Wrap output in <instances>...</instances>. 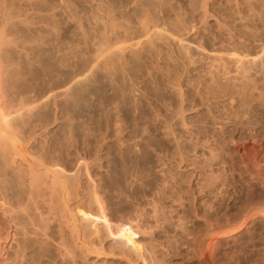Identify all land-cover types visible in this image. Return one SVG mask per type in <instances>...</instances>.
Masks as SVG:
<instances>
[{"label":"rangeland","instance_id":"374dc122","mask_svg":"<svg viewBox=\"0 0 264 264\" xmlns=\"http://www.w3.org/2000/svg\"><path fill=\"white\" fill-rule=\"evenodd\" d=\"M146 1L0 0L5 120L29 154L76 171L85 195L96 188L114 230L144 223L125 236L140 264L264 263V0ZM3 159L0 185L15 169ZM18 202L0 206V263L12 264L7 215L23 216ZM38 240L23 263L63 264Z\"/></svg>","mask_w":264,"mask_h":264},{"label":"bare ground","instance_id":"6f19581e","mask_svg":"<svg viewBox=\"0 0 264 264\" xmlns=\"http://www.w3.org/2000/svg\"><path fill=\"white\" fill-rule=\"evenodd\" d=\"M146 1V0H145ZM166 1V0H164ZM168 1V0H167ZM2 2V0H1ZM0 2V3H1ZM134 2V1H133ZM132 2V3H133ZM146 2H149V4H151L150 6H152V3H150L149 0H147ZM171 2V1H170ZM5 3V0H4ZM135 3V2H134ZM167 3V2H166ZM7 4V3H6ZM137 4V3H136ZM141 4V3H140ZM143 4V3H142ZM149 4L147 3V6H149ZM157 4V3H156ZM169 4V2H168ZM3 5V4H2ZM9 5V4H8ZM155 5V4H154ZM5 8V5H3ZM146 6V5H145ZM156 6V5H155ZM1 7V6H0ZM144 7V6H143ZM154 7V6H152ZM7 8V7H6ZM151 8V7H150ZM2 9V8H1ZM146 9V8H144ZM143 9V10H144ZM134 10V9H133ZM138 10V9H137ZM6 11V10H5ZM9 11V9H8ZM145 11V10H144ZM11 13V11H9ZM113 12V11H112ZM129 12V11H128ZM148 12V10L146 11ZM151 12V11H150ZM143 13V12H142ZM3 15V12L0 13ZM107 14V13H106ZM112 14V13H111ZM12 15V14H10ZM113 15V14H112ZM141 15V14H139ZM148 15V13H147ZM109 16V15H108ZM111 16V15H110ZM112 17V16H111ZM114 17V16H113ZM2 18V17H0ZM148 18V17H147ZM146 18V19H147ZM6 20V16L4 18ZM115 19V18H114ZM141 19V18H140ZM1 20V19H0ZM4 20V21H5ZM8 21V20H7ZM139 21V20H137ZM145 21V19H144ZM150 21V20H149ZM108 22V21H107ZM112 22V21H111ZM115 22V21H114ZM151 22V21H150ZM3 23V22H2ZM6 23V22H5ZM143 22H140L139 24H141ZM148 23V22H147ZM146 23V24H147ZM7 24V23H6ZM6 24H3L1 27L5 26ZM10 24V23H9ZM12 24V23H11ZM110 24V23H109ZM138 24V25H139ZM145 24V23H144ZM14 25V23L12 24ZM112 25V24H111ZM7 26V25H6ZM11 26V25H10ZM106 26V25H105ZM108 26V24H107ZM113 26V25H112ZM143 26L142 28L145 29L144 25H140ZM4 28V27H3ZM7 28H9L7 26ZM7 28H4L5 30ZM114 28V27H113ZM108 29V27H107ZM106 29V31H107ZM110 29V28H109ZM3 30V29H2ZM5 30H3V32H0V36L3 35L2 33H6ZM14 30V29H13ZM113 30V29H112ZM111 30V31H112ZM137 30V29H135ZM141 30V29H140ZM146 30V29H145ZM1 31V29H0ZM138 31V30H137ZM144 30L142 29L141 32H143ZM147 31V30H146ZM8 32V29H7ZM10 32V31H9ZM140 32V33H141ZM145 32V31H144ZM11 33V32H10ZM9 33V34H10ZM13 33V32H12ZM17 33V32H16ZM139 33V32H138ZM8 34V36L4 35L5 37H11ZM15 34V33H14ZM13 34V35H14ZM20 34V31H19ZM18 34V36H19ZM101 34V32H100ZM125 34V33H124ZM136 35V34H135ZM142 35V34H141ZM106 36V35H105ZM104 36V37H105ZM145 36V35H144ZM20 37V36H19ZM101 37V35H100ZM107 37V36H106ZM147 37V36H146ZM144 37V38H146ZM14 38V37H13ZM16 38V37H15ZM18 38V37H17ZM16 38V39H17ZM103 38V37H102ZM131 38V37H130ZM129 38V39H130ZM143 38V39H144ZM3 39H5L4 37H0V41L2 43ZM12 39V38H10ZM101 39V38H100ZM133 39V38H132ZM13 40V39H12ZM123 40V39H122ZM153 40V39H152ZM14 41V40H13ZM16 41V40H15ZM117 41V40H116ZM8 41H6L7 43ZM10 42V41H9ZM12 42V41H11ZM115 42V41H114ZM121 42V41H120ZM148 42V41H147ZM1 43V44H2ZM15 43V42H13ZM99 43V42H98ZM102 43V41H101ZM0 44V45H1ZM5 44V43H4ZM95 44H97L95 42ZM104 44V43H103ZM106 43L105 46H107ZM111 44V42H110ZM113 44V43H112ZM152 44V43H151ZM12 45V43L10 44ZM9 45V46H10ZM102 45V44H101ZM2 47L4 46L3 44L1 45ZM0 46V47H1ZM6 46V44H5ZM99 46V45H98ZM97 46V47H98ZM103 47V46H102ZM5 48V47H4ZM9 48V47H8ZM101 48V47H100ZM104 48V47H103ZM188 48V47H187ZM10 49V48H9ZM96 49V48H95ZM99 49V48H98ZM102 49V48H101ZM14 50V49H13ZM105 50V49H104ZM103 50V51H104ZM7 51V50H6ZM101 50V53L103 52ZM108 51V50H107ZM98 52V51H97ZM96 53V52H95ZM99 53V52H98ZM100 53V54H101ZM6 54V52H5ZM105 54V53H104ZM103 54V55H104ZM162 54V53H161ZM160 54V55H161ZM165 55V54H164ZM97 56V55H96ZM157 56V55H156ZM159 56V55H158ZM167 56V55H166ZM4 57V56H3ZM101 57V56H99ZM104 57V56H103ZM0 58H1V53H0ZM8 58V57H7ZM12 58V57H11ZM1 60V59H0ZM7 61V60H6ZM2 62H4L2 60ZM1 64V63H0ZM1 66V65H0ZM4 67V66H3ZM2 71V68L0 70V73ZM5 73V72H4ZM4 73H1L2 76ZM5 75V74H4ZM1 76V75H0ZM7 76V75H6ZM1 78V77H0ZM4 77H2L1 79H3ZM247 80H249V77H246ZM245 78V79H246ZM249 78V79H248ZM7 79V78H5ZM0 82L2 83L3 81L0 80ZM247 84H250L247 82ZM217 85V84H216ZM243 85V84H242ZM246 85V84H245ZM252 85V84H251ZM213 86V85H212ZM247 86V85H246ZM245 86V87H246ZM253 86V85H252ZM255 86V85H254ZM1 88V87H0ZM232 88V87H231ZM235 88V87H234ZM233 88V89H234ZM242 88V87H241ZM256 88V87H255ZM236 89V88H235ZM234 89V90H235ZM250 89V88H249ZM252 89V88H251ZM218 90V89H217ZM239 90V89H237ZM245 90V89H244ZM243 90V91H244ZM254 90V89H253ZM12 91V90H11ZM242 91V90H241ZM251 91V90H250ZM1 92V90H0ZM207 92V91H206ZM214 92V91H212ZM235 92V91H234ZM240 92V91H239ZM241 93V92H240ZM252 93V92H251ZM250 93V94H251ZM27 94V93H26ZM32 94V93H31ZM80 94V93H79ZM235 94V93H234ZM233 94V95H234ZM246 94V93H244ZM1 95V94H0ZM83 95V94H82ZM236 95V94H235ZM252 95V94H251ZM21 96V95H20ZM23 96V95H22ZM26 96V95H25ZM24 96V97H25ZM30 96V95H29ZM61 96V95H58ZM124 96V95H123ZM239 96V95H238ZM241 96V95H240ZM2 97V96H0ZM4 97V96H3ZM10 97V96H9ZM13 97V96H12ZM28 97V96H27ZM39 97V96H38ZM247 97V96H246ZM18 98V97H17ZM26 98V97H25ZM35 98V97H34ZM45 98V97H44ZM106 98V97H105ZM14 99V98H13ZM24 99V98H23ZM31 99V98H30ZM28 98V100H30ZM46 99V98H45ZM44 99V100H45ZM82 99V98H81ZM5 100V99H4ZM17 100V99H16ZM26 100V101H28ZM33 100V99H32ZM43 100V101H44ZM77 100V99H76ZM74 100V102L76 101ZM80 100V99H79ZM78 100V101H79ZM241 100V99H240ZM22 101V100H21ZM1 102V100H0ZM3 102V100H2ZM31 102V101H30ZM19 103V102H18ZM27 103V102H26ZM29 103V101H28ZM77 103V102H76ZM9 104V102H8ZM20 104V103H19ZM14 106V104H12ZM35 105V104H34ZM37 105V104H36ZM11 106V105H10ZM9 106V107H10ZM27 106V105H26ZM31 106V105H30ZM66 106V105H65ZM4 107V105H3ZM0 105V156L4 159H9V161L12 163L10 165H15V169L14 171L8 172L7 174L10 176V179H6L8 183L13 182L16 183V185L14 184V186H16L17 190H13L10 191V188L7 186V182L0 185V206L3 207L5 205H7L9 203H17V201H21V202H25L24 206L22 207L23 209V216H17V215H13V213H15L14 210L10 209V211L8 212V214L10 213V215H7V219H8V224H9V229L11 228L12 231L10 232V237L12 242H14L11 245H8V249L13 250L11 251L12 253V257L13 259L11 260L12 264H25L23 263V260L26 261V259H24L22 257V255L24 256L26 249L29 250V247L32 246H36L34 242V239H39L38 243L42 246H44L45 248L41 249H45L52 251V253H54L58 258H60L61 262L63 264H111V262H108V258H115L118 263L117 264H140L139 262V255H137L136 253H140L137 252L138 248H136L135 251H131L129 249V247L127 246V244H129L130 242H132V240L130 241L127 237V234H129V236H131L130 234L133 233H141V229L144 228L142 221L140 219H136V220H126L124 218V220L122 219L120 222V225L115 227V230L113 229L114 227H112L111 223H109V220H107V214H106V208L103 204V199H101L99 197V195L97 193H95V190L91 189L90 193H87L86 196L85 192H84V186L82 185V181L80 180V177H78V174L74 171L73 174H67L66 172L59 170L58 167V163H48L47 161H45L46 159H44L43 156H40V154L33 155V154H29V152L25 149V145H21L22 142H20V137L18 135V132H16V128H13L12 125L10 124V122L8 123L5 119L9 118L8 116H6L5 112H3L2 108ZM28 107V106H27ZM17 108V107H15ZM36 108V107H35ZM57 108V107H56ZM55 108V110H56ZM12 109V108H11ZM37 109V108H36ZM35 109V110H36ZM7 110V109H6ZM16 110V109H15ZM24 110V109H23ZM26 110V109H25ZM29 110V108L27 109ZM63 110V109H62ZM11 111V110H10ZM30 111V110H29ZM83 111V110H82ZM7 112V111H6ZM9 112V110H8ZM7 112V113H8ZM19 112V111H18ZM21 112V111H20ZM27 112V111H26ZM36 112V111H35ZM78 112V111H77ZM16 113V111H15ZM24 113V112H23ZM9 114V113H8ZM18 114V113H17ZM32 114V113H31ZM56 114V113H55ZM10 115V114H9ZM21 115V114H20ZM23 115V114H22ZM6 116V117H5ZM24 116V115H23ZM15 117V116H14ZM17 117V116H16ZM57 117V116H56ZM183 118V117H182ZM4 119V121H2ZM21 119V117H20ZM156 119V118H155ZM23 120V119H22ZM38 120V119H37ZM113 120V119H112ZM182 120V119H181ZM60 121V120H59ZM164 121V120H163ZM12 122H14L12 120ZM32 122V121H30ZM42 122V121H41ZM56 122V119H55ZM22 123V122H21ZM164 123V122H163ZM183 123V121H182ZM23 124V123H22ZM26 124V123H25ZM29 124V122H28ZM159 124V123H158ZM16 125V123H15ZM20 125V124H18ZM24 125V124H23ZM121 125V123H120ZM170 125V124H169ZM25 126V125H24ZM31 127V126H30ZM36 127V126H35ZM169 127V126H167ZM25 128V127H24ZM33 128V127H32ZM71 128V127H70ZM121 128V127H120ZM171 128V127H170ZM19 129V128H18ZM34 129V128H33ZM39 129V128H38ZM37 129V130H38ZM47 129V128H46ZM45 129V130H46ZM87 129V128H86ZM162 129V128H161ZM173 129V128H172ZM170 129V130H172ZM43 130V131H45ZM102 130V129H101ZM169 130V129H168ZM167 130V133H169V131ZM35 131V130H34ZM42 131V130H41ZM47 131V130H46ZM118 131V130H117ZM121 131V130H120ZM173 131V130H172ZM22 133V132H21ZM20 133V134H21ZM37 133H41V132H37ZM65 133V132H64ZM86 133V132H85ZM146 133V132H145ZM63 134V133H62ZM69 134V133H68ZM89 134V133H88ZM118 134V133H117ZM122 134V133H121ZM165 134V133H164ZM24 134H22L23 136ZM86 135V134H85ZM168 135V134H167ZM173 135V134H172ZM40 136V135H39ZM68 136H71L70 134ZM99 136V135H98ZM146 136V135H144ZM171 136V135H169ZM25 137V136H24ZM77 137V136H76ZM104 137V136H103ZM143 137V136H142ZM151 137V136H150ZM172 137V136H171ZM58 138V136H57ZM175 138V137H174ZM26 139V138H25ZM68 139V138H67ZM88 139V138H87ZM138 139V138H137ZM166 139V138H164ZM170 139V138H169ZM172 140V139H171ZM23 141V140H22ZM66 141V140H65ZM86 141V140H85ZM150 141V140H149ZM157 141V140H156ZM175 141V139H174ZM47 142V141H46ZM104 142V141H103ZM145 142V141H144ZM148 142V141H147ZM61 143V142H60ZM118 143V142H117ZM128 143V142H127ZM137 143V142H136ZM152 143V142H151ZM26 144V143H25ZM29 143H27L28 145ZM49 144V142H48ZM47 144V145H48ZM67 144V143H66ZM69 144V143H68ZM72 144V143H71ZM78 144V143H77ZM121 144V143H120ZM126 144V143H125ZM74 145V144H73ZM88 145V144H87ZM99 145V144H98ZM37 146V145H36ZM35 146V147H36ZM40 146V145H39ZM66 146V145H65ZM122 146V145H121ZM178 146V145H177ZM43 147V146H42ZM50 147V146H49ZM61 147V146H60ZM142 147V146H141ZM67 148V147H66ZM72 148V146H71ZM74 148V147H73ZM101 148V147H100ZM40 149V148H39ZM42 149V148H41ZM47 149V148H46ZM77 149V148H76ZM70 150V149H68ZM98 150V149H97ZM124 150V149H123ZM37 151V150H36ZM40 151V150H39ZM46 151V150H45ZM60 151V150H59ZM58 151V152H59ZM35 152V150H34ZM77 152V151H76ZM136 152V151H135ZM134 152V153H135ZM48 153V152H47ZM118 153V152H117ZM42 154V153H41ZM69 154V153H68ZM98 154V153H97ZM136 154V153H135ZM39 155V156H38ZM116 155V154H115ZM133 155V154H132ZM182 155V154H181ZM180 155V156H181ZM47 156V155H45ZM125 156V155H124ZM72 157V156H71ZM77 157V156H76ZM127 157V156H126ZM131 157V156H130ZM3 159V160H4ZM54 159V158H53ZM62 159V158H61ZM59 160V159H57ZM64 160V159H63ZM76 160V159H75ZM99 160V159H98ZM6 161V160H5ZM69 162V161H68ZM76 162V161H75ZM100 162V161H99ZM110 162V161H109ZM6 163V162H5ZM66 163V162H65ZM64 163V165H65ZM7 164V163H6ZM9 164L8 167L10 166ZM80 164V163H79ZM5 165V164H4ZM64 165L62 167H64ZM70 165V164H69ZM2 166V165H1ZM6 166V165H5ZM61 166V163H60ZM73 166V165H72ZM131 166V165H130ZM134 166V165H133ZM136 166V165H135ZM138 166V165H137ZM7 167V168H8ZM11 167V166H10ZM66 167V166H65ZM74 167V166H73ZM78 167V166H77ZM81 167V166H80ZM3 168V167H2ZM6 168V167H5ZM6 168V169H7ZM60 168V167H59ZM86 168V167H85ZM98 168V167H97ZM4 169V168H3ZM63 169V168H61ZM123 169V168H122ZM130 169V168H129ZM8 170V169H7ZM79 170V169H77ZM90 170V169H89ZM101 170V169H100ZM124 170V169H123ZM67 171V169H66ZM84 171V170H82ZM91 171V170H90ZM141 171V170H140ZM146 171V170H145ZM68 172V171H67ZM71 173V172H70ZM126 173V172H125ZM147 173V172H146ZM5 174V173H4ZM2 175V173H1ZM6 175V174H5ZM6 177H3L4 180ZM125 175V174H124ZM146 175V174H145ZM148 175V174H147ZM3 176V175H2ZM8 176V177H9ZM84 176V175H83ZM87 176V175H86ZM127 176V174L125 175ZM140 177V176H139ZM1 178V177H0ZM83 178V177H82ZM127 178V177H126ZM124 179V178H123ZM131 179V178H130ZM140 179V178H138ZM5 180V181H6ZM146 180V179H145ZM3 181V182H5ZM98 181V180H97ZM135 181V179H134ZM2 182V181H1ZM210 182V181H209ZM208 182V183H209ZM89 183V182H88ZM87 183V184H88ZM92 183V182H91ZM122 183V182H121ZM128 183V182H127ZM131 183V182H130ZM133 183V182H132ZM158 183V182H157ZM163 183V182H162ZM1 184V183H0ZM135 184V183H134ZM159 184V183H158ZM120 185V184H119ZM118 185V186H119ZM129 185V184H128ZM136 185V184H135ZM134 185V186H135ZM139 185V184H138ZM160 185V184H159ZM12 186V185H11ZM89 186V185H88ZM143 186V185H142ZM95 187V186H93ZM126 187V186H125ZM14 188V187H13ZM128 188V186L126 187ZM158 188V187H157ZM87 189V187H86ZM90 189V188H89ZM119 189V188H118ZM123 189V188H121ZM129 189V188H128ZM139 189V188H138ZM153 189V188H152ZM88 190V189H87ZM120 190V189H119ZM131 190V189H130ZM133 190V189H132ZM10 191V193L8 192V194L6 195V192ZM14 192L17 193V195H14ZM98 191V190H97ZM138 191V190H137ZM154 191V190H153ZM157 191V190H156ZM109 192V191H108ZM118 192V191H117ZM124 192L127 193V191L125 190ZM130 192V191H129ZM115 193V191H114ZM121 193V192H120ZM125 193V194H126ZM158 193V192H157ZM124 194V195H125ZM118 196V194H116ZM129 195V194H128ZM127 195V196H128ZM116 196V197H117ZM132 196V195H131ZM155 196V195H154ZM157 196V195H156ZM87 197V198H86ZM105 197V195H104ZM137 197V196H136ZM108 198V197H107ZM115 199V198H114ZM128 199V198H127ZM154 199V198H153ZM18 202V203H19ZM108 203V202H107ZM115 204V203H114ZM124 204V203H123ZM12 205V204H11ZM19 206V205H18ZM116 206V205H115ZM110 207V206H109ZM3 207L4 211L5 210ZM11 208V207H10ZM108 208V207H107ZM214 208V207H213ZM212 208V209H213ZM8 209V208H7ZM21 209V208H20ZM14 211V212H13ZM112 211V210H110ZM196 211V210H195ZM117 212V211H116ZM108 213V212H107ZM215 212H213L214 214ZM19 214V213H18ZM212 214V215H213ZM203 215V214H201ZM210 215V214H209ZM126 216V215H125ZM181 216V215H180ZM197 216V215H196ZM207 216V215H206ZM116 217V216H115ZM127 217V216H126ZM174 217V216H173ZM200 217V216H199ZM209 217V216H208ZM246 217V216H245ZM112 218V217H111ZM123 218V217H121ZM181 218V217H179ZM205 218V217H204ZM209 219V218H208ZM154 220V219H153ZM201 220V219H200ZM170 221V220H169ZM180 221V220H179ZM218 221V220H217ZM149 222V221H148ZM157 222V221H156ZM178 222V221H177ZM204 222V221H203ZM208 222V221H207ZM20 223L23 224V228H21V230H27V233H29V229L27 226L32 228V236H29L26 232L23 233L22 235V239L18 238L17 235L18 234V230H17V226ZM113 223V222H112ZM115 223V222H114ZM174 223V222H173ZM182 223V222H179ZM172 224V222L170 223ZM207 224V223H206ZM226 224V223H225ZM149 225V223H148ZM155 225V224H154ZM220 225V224H219ZM147 226V225H146ZM179 226V225H177ZM182 226V225H181ZM184 226V225H183ZM155 227V226H153ZM152 227V228H153ZM1 228V227H0ZM150 228V227H149ZM19 229V228H18ZM151 229V228H150ZM20 230V231H21ZM144 230V229H142ZM184 230V229H183ZM1 231V230H0ZM8 231V230H7ZM18 231V232H17ZM151 231V230H150ZM206 231V230H205ZM145 233V231H143ZM147 232V230H146ZM153 232V231H152ZM20 233V232H19ZM155 233V232H154ZM26 234L28 236H26ZM134 234V235H135ZM148 234V232H147ZM189 234V233H188ZM9 235V233H8ZM143 235V234H142ZM215 235V234H214ZM7 237V235H5ZM26 236V237H25ZM130 241L129 243L126 244V242H128L126 240V238ZM145 236V235H144ZM197 236V235H196ZM207 236V235H205ZM209 236H211V234H209ZM208 236V237H209ZM3 237V236H1ZM9 237V236H8ZM21 237V236H20ZM133 235L131 236L130 239L132 238ZM137 237V236H136ZM143 237V236H142ZM141 237V238H142ZM151 237V236H150ZM154 237V236H153ZM152 237V238H153ZM204 237V236H203ZM202 237V238H203ZM213 237V235H212ZM5 238V237H4ZM145 238V237H144ZM188 238V237H187ZM190 238V237H189ZM193 238V237H192ZM211 238V237H210ZM10 239V238H9ZM43 239V240H40ZM148 239V238H147ZM151 239V238H149ZM156 239V238H155ZM177 239V238H176ZM197 239V237H196ZM201 239V238H200ZM204 239V238H203ZM207 239V237H206ZM209 239V238H208ZM6 240V239H5ZM137 240V239H136ZM179 240V239H178ZM181 240V239H180ZM193 240V239H192ZM199 240V239H198ZM217 240V239H215ZM214 240V241H215ZM222 240V239H221ZM41 241V242H40ZM145 241V240H144ZM154 241V240H153ZM176 241V240H175ZM190 241V239H189ZM213 241V242H214ZM11 242V241H10ZM11 242V243H12ZM195 244V240L193 241ZM205 242V240H204ZM217 242V241H215ZM147 243V242H146ZM149 243V242H148ZM158 243V242H157ZM180 243V241H179ZM191 243V242H190ZM210 244V242H208ZM206 243V244H208ZM136 243H134L133 240V244L135 245ZM141 244V243H140ZM139 244V245H140ZM178 244V243H177ZM199 245H201V241H199L198 243ZM208 244V246H209ZM131 245V244H130ZM138 245V246H139ZM152 245V244H151ZM159 245V244H157ZM191 245V244H190ZM3 246V245H1ZM137 246V247H138ZM145 246V245H144ZM183 246V245H182ZM197 246V245H196ZM204 246V244H203ZM201 245V247H203ZM131 247V246H130ZM140 247V246H139ZM143 247V246H142ZM159 247V246H158ZM161 247V245H160ZM164 247V246H163ZM191 247V246H190ZM210 247V246H209ZM1 248V247H0ZM3 248V247H2ZM13 248V249H12ZM35 248V247H34ZM154 248V247H153ZM156 248V247H155ZM194 247H191V249ZM198 248V247H197ZM213 248V245L212 247ZM7 249V248H5ZM3 248V250H5ZM32 249V248H31ZM145 250H147L146 248H144ZM199 250L200 247L198 248ZM198 249H193L198 250ZM205 250L209 249V248H204ZM203 249V250H204ZM1 250V249H0ZM33 250V249H32ZM140 250V249H139ZM149 250V249H148ZM165 250V249H163ZM186 250V249H185ZM203 250L200 251L203 253ZM8 251V250H7ZM7 251L5 252L6 254ZM141 251V250H140ZM143 251V250H142ZM141 251V253H142ZM166 251V250H165ZM213 251V250H212ZM24 252V254H23ZM28 252V251H27ZM31 252V251H30ZM43 252V251H42ZM179 252V251H178ZM194 252V253H195ZM205 252V251H204ZM45 253V252H44ZM145 253V252H144ZM208 253V251H207ZM212 253V252H211ZM42 254V253H39ZM38 254V256H40ZM51 254V252H50ZM148 254V253H147ZM175 253H173L174 255ZM183 254V253H182ZM201 254V253H200ZM10 255V254H9ZM30 255V254H29ZM28 255V257H29ZM151 254H149L150 256ZM153 255V254H152ZM151 255V256H152ZM158 255V254H156ZM167 255V254H166ZM194 255V254H193ZM199 255V254H197ZM203 255V254H202ZM209 255V254H208ZM261 255V254H260ZM37 253L34 254V259L35 257H38ZM55 256V257H56ZM145 256V255H144ZM165 255L163 254V257ZM201 256V255H200ZM10 257V256H9ZM49 257V256H47ZM141 257V256H140ZM148 257V256H147ZM162 257V258H163ZM175 257V256H174ZM190 257V256H189ZM192 257V256H191ZM199 257V256H198ZM197 257V258H198ZM202 257V256H201ZM264 255H262L261 258H263ZM26 258V256H25ZM44 258H46L44 256ZM52 258V257H51ZM141 258H144L143 256ZM140 258V261H141ZM151 258V257H149ZM146 258V259H149ZM155 258V256H154ZM7 259V258H6ZM18 259V261L16 260ZM29 260H31V255L30 258H28ZM50 259V258H47ZM145 259V260H146ZM152 259V258H151ZM150 259V260H151ZM165 259V258H164ZM188 259V258H186ZM201 259V258H200ZM258 259V258H257ZM264 259V258H263ZM262 259V260H263ZM3 260V259H2ZM5 260V259H4ZM15 260L17 261L16 263ZM36 260V259H35ZM46 260V259H45ZM52 260V259H51ZM143 260V259H142ZM144 260V261H145ZM156 260V259H155ZM154 260V261H155ZM162 260V259H161ZM197 260V259H196ZM261 260V261H262ZM6 261V260H5ZM3 262L6 264H10L7 262ZM10 261V260H9ZM53 261V260H52ZM58 261V259H57ZM113 261V260H112ZM149 261V260H148ZM194 261V260H193ZM199 261V259H198ZM258 261V260H257ZM260 261V262H261ZM1 262V263H2ZM27 262V261H26ZM31 262V261H30ZM44 262V261H43ZM161 262V261H160ZM178 262V261H176ZM175 262V263H176ZM195 262V261H194ZM212 262V261H211ZM0 263V264H1ZM2 263V264H3ZM58 263V262H57ZM60 263V262H59ZM148 263V262H147ZM145 263V264H147ZM156 263V262H155ZM163 263V262H161ZM263 262H261L262 264ZM35 264V262H34ZM55 264V263H54ZM149 264V263H148ZM153 264V263H152ZM157 264V263H156ZM159 264V262H158ZM166 264V263H165ZM177 264V263H176ZM260 264V263H259ZM264 264V263H263Z\"/></svg>","mask_w":264,"mask_h":264}]
</instances>
